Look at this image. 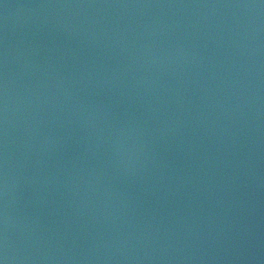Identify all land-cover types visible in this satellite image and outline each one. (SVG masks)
Here are the masks:
<instances>
[{"label": "water", "instance_id": "1", "mask_svg": "<svg viewBox=\"0 0 264 264\" xmlns=\"http://www.w3.org/2000/svg\"><path fill=\"white\" fill-rule=\"evenodd\" d=\"M0 264H264V0H0Z\"/></svg>", "mask_w": 264, "mask_h": 264}]
</instances>
